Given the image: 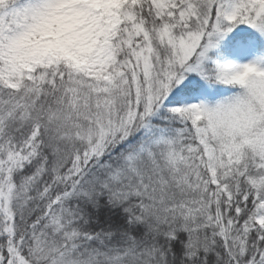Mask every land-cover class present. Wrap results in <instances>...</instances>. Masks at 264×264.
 <instances>
[{"label":"snow or ice","instance_id":"snow-or-ice-1","mask_svg":"<svg viewBox=\"0 0 264 264\" xmlns=\"http://www.w3.org/2000/svg\"><path fill=\"white\" fill-rule=\"evenodd\" d=\"M0 264H264V0H0Z\"/></svg>","mask_w":264,"mask_h":264}]
</instances>
